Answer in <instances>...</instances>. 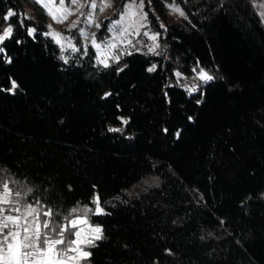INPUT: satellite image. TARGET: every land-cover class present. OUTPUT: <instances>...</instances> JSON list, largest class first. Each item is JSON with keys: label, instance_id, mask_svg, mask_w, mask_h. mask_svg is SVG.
I'll list each match as a JSON object with an SVG mask.
<instances>
[{"label": "trees", "instance_id": "1", "mask_svg": "<svg viewBox=\"0 0 264 264\" xmlns=\"http://www.w3.org/2000/svg\"><path fill=\"white\" fill-rule=\"evenodd\" d=\"M143 3L157 52L105 68L90 46L63 58L29 35L35 19L45 29L34 0H0L14 29L0 45V177L61 223L99 194L102 238L82 264H264V26L250 0ZM201 69L214 79L181 86L176 73Z\"/></svg>", "mask_w": 264, "mask_h": 264}, {"label": "snow or ice", "instance_id": "2", "mask_svg": "<svg viewBox=\"0 0 264 264\" xmlns=\"http://www.w3.org/2000/svg\"><path fill=\"white\" fill-rule=\"evenodd\" d=\"M35 2L41 3L42 0H35ZM69 3L76 5L77 11L85 7L84 4L80 3V0H69ZM43 6L58 23H63L68 16L74 14L70 8L65 6V0H59L58 6H55L54 0H49V3H44ZM110 6L109 0H100L99 4L97 0H89L87 7L92 11L86 15L81 13L82 16H85V24L99 28L100 25L95 20V11L99 9L100 12H103L105 8ZM143 8V0H139V3H136L135 0L127 3V10L122 11L119 18L112 22L108 28L109 33L112 34L111 37L102 38L101 42H97L95 33L80 30L79 34L84 40L89 41L99 53L97 58L99 64L107 68L110 66L109 59L119 63L122 54L125 52L128 55L132 54L127 49L129 46L135 48L136 45L129 37L141 35L140 29L147 26L145 23L147 13L143 12ZM171 10L181 16L185 15L178 6L172 5ZM15 15H17L15 12L9 11L4 19L8 20ZM260 15L264 17V12H261ZM76 26L74 22L71 27L75 28ZM13 31L11 25L0 26V45L12 37ZM35 32L34 27L28 29L29 35H34ZM44 34L51 36L62 49L68 48L73 52L79 51L68 36H62L55 31ZM143 35L155 42L159 34H149L148 31H145ZM158 47L159 44L153 43L148 46V51L156 52ZM0 54L6 56L4 47H0ZM6 62L11 63V58L8 57ZM147 70L153 72L156 70V66L153 65ZM118 71H123V68L118 69ZM176 75L180 76V73L178 72ZM199 78L205 82L214 79L212 75L202 69L199 72ZM16 88V82L11 81V87L8 91L14 93ZM105 95H111V93ZM123 123L126 124L127 121L124 120ZM109 131L120 132L121 128H109ZM12 183L17 185L15 191L10 187L9 182L0 177V264H80L81 260L91 256L85 247L95 246L94 242L102 238L103 230L100 226L89 225L87 230L85 228L75 230L78 224H86L87 220L72 219L69 215L63 217L67 223L51 220L49 218L55 215L51 208L45 210L38 200L33 204L26 199L27 194L32 192V188L15 180ZM92 204L95 205L94 209L73 207L70 212L71 214L79 213L80 217L85 218L89 213L93 215L105 214L104 208L101 207L99 194L94 195Z\"/></svg>", "mask_w": 264, "mask_h": 264}, {"label": "rangeland", "instance_id": "3", "mask_svg": "<svg viewBox=\"0 0 264 264\" xmlns=\"http://www.w3.org/2000/svg\"><path fill=\"white\" fill-rule=\"evenodd\" d=\"M54 2H55V6L59 5V0H54ZM109 2H110L111 6L105 8V10L103 12H100L99 9H97L95 11L96 23H98L100 25V27L97 28L94 25H92V26L86 25L85 24V16L81 15V13H84L86 15L90 11H92L89 7H87L89 0H80V3L84 4L85 7L80 8L78 11H77L76 5H72L69 3V0H65V6L70 8L74 14L68 16V18L66 20H64L63 23H58L55 19H53L52 16L48 14L47 9L43 6L44 3H49V0H42V2L38 3V4H40L44 8V11L46 14V22L44 23L45 29L41 30V29L37 28V26H39L40 23H39L38 19L34 18V16H33V19H35V20L33 21V25L29 26V29L34 27L36 29V32L41 31L43 33L44 37L53 41L58 46L60 52L62 53L63 58H67L68 56H71L73 54L78 53L80 51L79 46L83 48L84 52L86 51L85 48L87 46H90L95 52V57H94L95 64L103 66L97 62V58L99 57V53L90 44L89 41L84 40V38L79 34V32L81 29H83L86 32L95 33L96 38H97V42H101L102 38H110L112 35L108 31L110 24L119 18L122 11L127 10L126 4L129 2H132V0H126L123 2H122V0H109ZM135 2L139 3V0H135ZM250 2H251L252 8L254 9V11L256 12L258 17L260 18L262 25L264 26V17H262L260 15L261 12H264V0H250ZM97 3L99 4L100 0H97ZM172 5L177 6L175 3L169 4L168 9H169V12L171 13V16L175 19L181 17V15L179 13L173 12L171 10ZM9 11H13V10H9ZM9 11H7L6 14ZM29 16H30V6L26 4L23 8V13L19 15L20 23L23 22L22 18H29ZM74 22L76 23L77 26L75 28H72L71 26ZM4 23H7V20L4 19ZM3 26L6 27V26H8V24H5ZM50 31H55V32L60 33L62 36L70 37L72 39L73 44L76 46V48L79 49V51L73 52L71 49H68V48L62 49L60 47V45H58L51 36L44 34L46 32H50ZM145 31H148L149 34H155L156 33V32H152V31L147 30L146 27L141 28L140 29L141 35L129 37V39H132L133 44H135L136 47L133 48V47L129 46L127 51H130V52L148 51V46L152 45L153 43L159 44V37H158L157 41L153 42L148 37H145L143 35V33ZM137 41H139V43H137ZM117 52H118V50H117ZM156 52H157V49H156ZM156 52H153V53H156ZM125 54H127V52H125L121 56H123ZM112 62H115V61L109 59V65ZM178 78H179L178 81L181 84V86L183 88L187 89L189 92L195 91L199 87L200 84L205 82L199 78V73H195V74H193L191 76H187V77L180 75V76H178ZM87 208H93L94 209L95 205L92 204L91 207L88 206ZM77 218L86 219L87 223L86 224H78L77 229H75V230H79L80 228H85L87 230L89 225H91L93 227L97 226V225H92L89 223V214L86 218L76 216V218H74V219H77ZM89 247H85V250L89 251ZM82 262H83V260L80 261V264H82Z\"/></svg>", "mask_w": 264, "mask_h": 264}]
</instances>
